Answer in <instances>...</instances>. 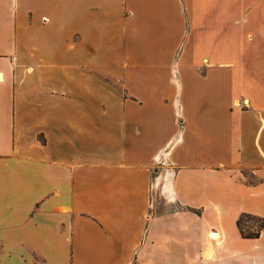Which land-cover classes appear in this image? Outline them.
Returning <instances> with one entry per match:
<instances>
[{
    "label": "crops",
    "instance_id": "0c3cea01",
    "mask_svg": "<svg viewBox=\"0 0 264 264\" xmlns=\"http://www.w3.org/2000/svg\"><path fill=\"white\" fill-rule=\"evenodd\" d=\"M242 213L264 0H0V264H264Z\"/></svg>",
    "mask_w": 264,
    "mask_h": 264
},
{
    "label": "rangeland",
    "instance_id": "374dc122",
    "mask_svg": "<svg viewBox=\"0 0 264 264\" xmlns=\"http://www.w3.org/2000/svg\"><path fill=\"white\" fill-rule=\"evenodd\" d=\"M169 204L170 203H167V201L164 200L162 196L156 195L154 200H153L152 211L154 213H161L165 210L176 208L175 205H169ZM257 224H258V222H257L256 218H250V219L244 218L243 219V226L246 230L255 229Z\"/></svg>",
    "mask_w": 264,
    "mask_h": 264
},
{
    "label": "trees",
    "instance_id": "16d2710c",
    "mask_svg": "<svg viewBox=\"0 0 264 264\" xmlns=\"http://www.w3.org/2000/svg\"><path fill=\"white\" fill-rule=\"evenodd\" d=\"M244 218H256L258 224L256 226L255 229H250V230H246L243 226V219ZM236 226L239 230V233L242 237L245 238H255L258 237L261 229L264 227V219L263 218H258V217H254L252 215L246 214V213H242L239 215V217L236 220Z\"/></svg>",
    "mask_w": 264,
    "mask_h": 264
}]
</instances>
